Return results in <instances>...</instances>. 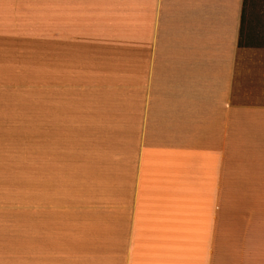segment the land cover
<instances>
[{"label":"crops","instance_id":"crops-1","mask_svg":"<svg viewBox=\"0 0 264 264\" xmlns=\"http://www.w3.org/2000/svg\"><path fill=\"white\" fill-rule=\"evenodd\" d=\"M9 1L0 48L10 22L48 48L32 109L0 105V127L34 137L17 264H264V26L246 28L247 0Z\"/></svg>","mask_w":264,"mask_h":264},{"label":"rangeland","instance_id":"rangeland-1","mask_svg":"<svg viewBox=\"0 0 264 264\" xmlns=\"http://www.w3.org/2000/svg\"><path fill=\"white\" fill-rule=\"evenodd\" d=\"M11 7H23L25 3H48V0H10ZM36 8L44 11L47 7ZM21 6V7H20ZM24 12L26 19L45 18L42 12L39 17L31 14L24 7V11L13 9V14ZM16 15V14H15ZM9 21L14 16L9 15ZM1 19V17H0ZM246 28L256 33L264 26V0H247ZM42 28L38 32H48V26L39 24ZM29 25L24 31L31 30ZM38 27V26H37ZM1 30V25H0ZM13 24H9V48H0V105H15L32 109L34 104V72L42 71V58H48V48H33L19 42L15 36ZM5 39V42L8 41ZM24 38L22 37L21 40ZM15 43V44H14ZM27 44V43H26ZM25 45V46H24ZM6 90V91H5ZM8 90V91H7ZM31 117L32 112L25 113ZM32 124V121L27 124ZM32 127H16L10 122L0 127V264H17L18 237L22 233L33 230V148L34 137Z\"/></svg>","mask_w":264,"mask_h":264}]
</instances>
